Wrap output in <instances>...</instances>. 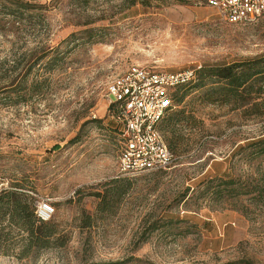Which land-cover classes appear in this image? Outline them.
Here are the masks:
<instances>
[{
    "label": "rangeland",
    "instance_id": "1",
    "mask_svg": "<svg viewBox=\"0 0 264 264\" xmlns=\"http://www.w3.org/2000/svg\"><path fill=\"white\" fill-rule=\"evenodd\" d=\"M263 57L264 16L232 24L196 0H0V190L49 200L57 232L21 256L14 230L0 264H264V154L248 145L264 118L225 91L177 90L161 123L174 162L126 177L106 101L132 64L180 72Z\"/></svg>",
    "mask_w": 264,
    "mask_h": 264
},
{
    "label": "built area",
    "instance_id": "2",
    "mask_svg": "<svg viewBox=\"0 0 264 264\" xmlns=\"http://www.w3.org/2000/svg\"><path fill=\"white\" fill-rule=\"evenodd\" d=\"M214 9L232 24L251 23L264 16V0H196ZM196 70L157 72L132 64L114 77L106 87L111 116L120 126L117 165L122 176L167 170L175 160L160 131V125L172 106L175 88L192 82ZM53 204L43 199L36 204L35 215L49 221Z\"/></svg>",
    "mask_w": 264,
    "mask_h": 264
},
{
    "label": "trees",
    "instance_id": "3",
    "mask_svg": "<svg viewBox=\"0 0 264 264\" xmlns=\"http://www.w3.org/2000/svg\"><path fill=\"white\" fill-rule=\"evenodd\" d=\"M133 3L134 1L130 5ZM140 3L144 5L146 0H140ZM213 77L217 79L215 81L217 84L220 82L222 84L214 88L208 86L213 83ZM191 87L205 88L204 92L208 95H212L217 91H225L233 99L234 109L243 107L255 117L264 118V57L224 67L197 69L192 82L175 88V92L172 94L170 110L174 107V100L180 102L183 98V96H177V90ZM165 142L170 152L174 154L173 152L176 149L175 142L172 139H168ZM248 145H257V154H264V137ZM222 183L228 186L232 181H223ZM35 210L34 199L28 194L18 189L4 188L0 190V212H2L0 214V240L7 239L14 230L21 233L23 235L19 240L21 243V256H25L33 247H49L57 234L53 223L40 221L35 215ZM5 215L6 227L3 228L1 223ZM246 263L251 264L250 262Z\"/></svg>",
    "mask_w": 264,
    "mask_h": 264
}]
</instances>
